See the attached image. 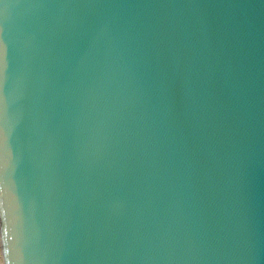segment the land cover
I'll return each instance as SVG.
<instances>
[{
	"label": "water",
	"instance_id": "water-1",
	"mask_svg": "<svg viewBox=\"0 0 264 264\" xmlns=\"http://www.w3.org/2000/svg\"><path fill=\"white\" fill-rule=\"evenodd\" d=\"M0 264H264V0H0Z\"/></svg>",
	"mask_w": 264,
	"mask_h": 264
}]
</instances>
